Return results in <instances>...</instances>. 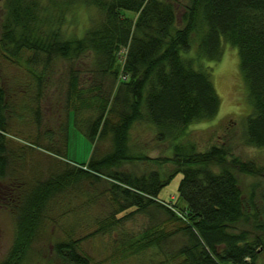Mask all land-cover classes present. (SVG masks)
<instances>
[{"label": "trees", "instance_id": "1", "mask_svg": "<svg viewBox=\"0 0 264 264\" xmlns=\"http://www.w3.org/2000/svg\"><path fill=\"white\" fill-rule=\"evenodd\" d=\"M188 2L180 6L176 0H0L3 60L10 63L11 58L30 54L20 65L24 69L17 68L23 74L24 89L5 87L0 74V183L14 174L8 171L13 152L8 150L6 135L8 120L19 107L17 99L25 94L23 102L28 103L21 104V109H27L40 128L41 102L53 65H72L91 55L94 85L88 88L90 92L97 89V94L91 97L87 92L86 96L101 104L90 119L79 126L75 123L92 144L89 161H72L71 167L59 163L62 168L57 172L29 186L22 184L16 198L10 199L13 206L5 205L14 211L16 235L10 260L3 264L21 262L40 225L49 219V205L81 180H104L103 204L112 207L86 239L146 216L148 227L138 239L132 237L124 244L122 255L137 254L150 244L162 249L170 237L180 235L182 244L157 264H264V190L259 202L253 196L246 200L238 179L239 175L264 177V165L232 157L231 147L225 144L197 152L183 141L190 126L212 121L218 113L220 100L203 61L218 62L226 43L237 51L251 107V114L242 121L243 144L264 149V0ZM80 6L94 9L98 20L80 37L65 36L66 14ZM193 47L195 55L188 57ZM118 63L122 70L116 68ZM69 76L66 103L68 108L72 105L75 116L81 111L82 94L77 93L78 73ZM72 93L77 94L74 102ZM65 117L61 116L65 125H58L62 136L58 148L43 149L64 158L69 120ZM138 125L151 127L154 142L168 143L172 156L141 155L131 142V131ZM43 134L51 140L55 131ZM104 143L106 151L100 147ZM139 160L159 166L169 162L172 167L145 173L130 170ZM178 174L182 179L177 201L182 208L158 198ZM166 224L172 230L167 232ZM81 240L56 243L53 251L58 263L90 264L79 251Z\"/></svg>", "mask_w": 264, "mask_h": 264}, {"label": "rangeland", "instance_id": "2", "mask_svg": "<svg viewBox=\"0 0 264 264\" xmlns=\"http://www.w3.org/2000/svg\"><path fill=\"white\" fill-rule=\"evenodd\" d=\"M176 2L180 6L189 3L188 0H176ZM124 15L129 18L133 16L130 13ZM93 20H98V15L94 9L82 6L72 8L66 14L63 26L65 36L72 38L82 36ZM29 55L27 53L22 58H11L9 63L3 60V52L0 50V74L5 87L13 90L24 89L21 83L23 74L19 69H24L20 65H25ZM194 55L195 48L193 47L188 57ZM182 56L185 57L186 55L182 54ZM122 59L123 56L120 57V60ZM91 60V55H88L72 65L63 62L53 65L50 70L52 76L49 79V87L45 86L46 92L43 93L44 98L41 102L40 128H36L34 125L32 114L27 109H21V104L28 103V101L23 102L25 94L21 96L22 99H17L19 107L16 108V115L11 116L8 120L6 135L8 150L13 152L8 171L12 169L14 174L11 179L7 177L0 183V264L10 260L9 257L14 251L13 243L16 235L14 211L9 210L5 205L13 206L10 199L14 195L13 198H16L21 185L27 183L29 186L35 180L44 179L51 172H57L62 168L59 163H66L71 167L72 161L83 164L90 159L92 144L76 127L75 123L78 122L77 125L79 126V123L90 119L94 108L101 105L99 101L86 96L87 92L90 93L91 97H96L97 94V89L90 92L88 88L94 85V82L91 81L94 76L91 74ZM227 61L233 64L232 67H229ZM195 64L197 65L196 62ZM203 64L211 75L214 90L220 100V107L212 121L190 126L183 141L186 144L194 145L197 152L204 151L212 145L225 144L231 147L232 157L243 162L253 161L259 166L264 165V149L258 150L247 147L242 141V121L251 114V107L239 71L236 49L224 43L221 59L218 62L203 61ZM122 67L120 63L116 64V68L119 70H122ZM74 73H78L79 78L77 93L78 95L80 92L82 94L78 101L82 106L81 111H77L78 114L76 112L75 116L72 105L68 108L66 103L69 75L73 76ZM120 75L124 80L123 74ZM107 87H109L108 83L104 82V90H107ZM102 94L104 95L103 92ZM76 95L75 93L70 94L71 102H74ZM67 113L71 114L70 118H68L70 114L67 116ZM60 115L69 119L65 147L68 159L66 161L63 154L60 155L62 157H59L54 155L55 152L50 154L43 150L45 146L52 145V147L58 148L56 146L59 145L62 137L58 125H65V121L61 120ZM48 129L55 131L51 140L46 139L43 134ZM36 139H39V142ZM131 139L132 144L137 146L141 155L150 159L170 158L172 156L168 143L154 142V130L149 126L138 125L134 127L131 131ZM100 147L106 151L108 146L107 143H104L100 144ZM159 165L160 163L139 160L136 166L130 167L132 168L130 170L145 173L151 170L165 171L166 168L172 167L169 162L167 164L163 162V166ZM238 177L245 199L249 200L253 196L254 200L259 202L260 193L264 190V177H250L248 175H239ZM181 179L182 175L178 174L160 192L158 198L164 202L175 203L177 207L182 208V204L177 201V188ZM103 188H105L104 180L99 183L81 180L76 185L74 184L73 188H69L65 193L58 195L53 206L49 205V219L42 222L43 226L40 225L38 237L31 241L28 253L22 254L24 257L21 260L22 263L19 261L16 264H60L54 255L55 244L77 239H82L78 245L79 251L90 259V264H157L164 260V257H170L171 250L182 244L180 235H175L164 243L162 249L157 245L152 246L153 244H150L145 248L143 247L137 254L128 252L122 255L124 244L129 242L132 237L138 239V234L148 227L150 220L146 216H136L112 230L111 233L97 234L86 239L85 236L96 230L99 222L112 209L107 205V202L106 206L103 204L106 199V195L101 194ZM7 200L8 202H6ZM121 216L122 214L117 217ZM164 228L167 232L172 230L170 224H166ZM14 263L12 260L10 264Z\"/></svg>", "mask_w": 264, "mask_h": 264}, {"label": "bare ground", "instance_id": "3", "mask_svg": "<svg viewBox=\"0 0 264 264\" xmlns=\"http://www.w3.org/2000/svg\"><path fill=\"white\" fill-rule=\"evenodd\" d=\"M227 63H229V67H232L233 64H232L231 62H228V61H227Z\"/></svg>", "mask_w": 264, "mask_h": 264}]
</instances>
